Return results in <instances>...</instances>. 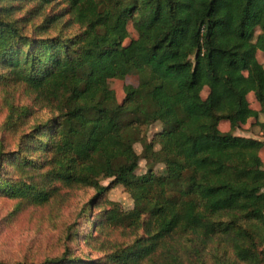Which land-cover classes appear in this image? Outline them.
Instances as JSON below:
<instances>
[{
    "label": "trees",
    "instance_id": "1",
    "mask_svg": "<svg viewBox=\"0 0 264 264\" xmlns=\"http://www.w3.org/2000/svg\"><path fill=\"white\" fill-rule=\"evenodd\" d=\"M258 53L264 0H0V91L33 104L4 105L0 197L18 212L93 191L75 219L90 213L87 233L73 222L65 240L97 255L0 264H264V142L233 134L264 130ZM128 75L118 103L108 81Z\"/></svg>",
    "mask_w": 264,
    "mask_h": 264
},
{
    "label": "rangeland",
    "instance_id": "2",
    "mask_svg": "<svg viewBox=\"0 0 264 264\" xmlns=\"http://www.w3.org/2000/svg\"><path fill=\"white\" fill-rule=\"evenodd\" d=\"M129 39H135L136 35L131 27H128ZM257 59L264 64V53H258ZM138 77L136 75H128L124 78H118L108 81V88L114 92L117 102L121 103L125 97V86H136ZM207 95V89H204L201 96L204 98ZM249 107L255 111H259L260 105L255 100L253 93L247 95ZM5 104L11 105H27L33 107L31 99L19 89H10L6 92L0 91V143L6 152L11 151L13 147L14 137L10 132L3 130V122L6 116L4 109ZM264 111V109H262ZM39 115L41 114L38 113ZM264 123V115H259L257 120ZM254 119H249L248 122L235 130V136L251 138L264 142V130L255 125ZM160 127L155 125L150 128L147 139L150 140L154 133L159 131ZM221 132H228L229 126L226 122H221L219 125ZM134 150L137 155L141 154L142 148L140 145H135ZM262 168L264 169V148L260 151ZM161 166H157L155 171L161 170ZM146 171L145 161H140L137 175H141ZM107 185V182L102 184ZM93 196V191L79 190L71 193L67 202L62 208L57 209H23L14 212L16 203L6 198L0 197V261L1 262H33L40 263L45 259L61 255L65 247H68L74 256H85L89 259H96L97 255H91L87 247L82 244L81 238L65 240L67 228L72 225L71 233L82 229V233L86 234L89 224L85 223V218L90 213L83 216L81 219L75 220L76 216L89 198ZM107 198L120 205L123 210L132 208V201L121 187H116L111 190ZM92 217L95 212L91 214ZM71 234V235H72Z\"/></svg>",
    "mask_w": 264,
    "mask_h": 264
}]
</instances>
